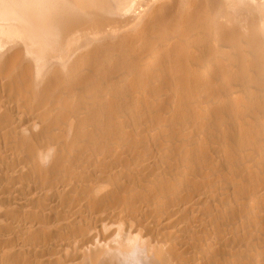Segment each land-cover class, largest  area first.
Here are the masks:
<instances>
[{
	"label": "bare ground",
	"instance_id": "obj_1",
	"mask_svg": "<svg viewBox=\"0 0 264 264\" xmlns=\"http://www.w3.org/2000/svg\"><path fill=\"white\" fill-rule=\"evenodd\" d=\"M0 264H264V0H0Z\"/></svg>",
	"mask_w": 264,
	"mask_h": 264
}]
</instances>
